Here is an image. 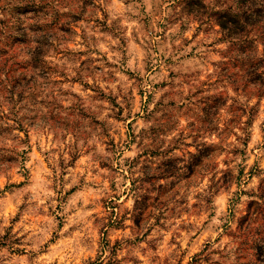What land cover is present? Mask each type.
Wrapping results in <instances>:
<instances>
[{"label":"clouds","instance_id":"9594fccd","mask_svg":"<svg viewBox=\"0 0 264 264\" xmlns=\"http://www.w3.org/2000/svg\"><path fill=\"white\" fill-rule=\"evenodd\" d=\"M262 182L264 0H0V264H264Z\"/></svg>","mask_w":264,"mask_h":264},{"label":"rangeland","instance_id":"374dc122","mask_svg":"<svg viewBox=\"0 0 264 264\" xmlns=\"http://www.w3.org/2000/svg\"><path fill=\"white\" fill-rule=\"evenodd\" d=\"M131 127V126H129ZM241 175H243V172H241ZM262 197H264V182H262Z\"/></svg>","mask_w":264,"mask_h":264}]
</instances>
